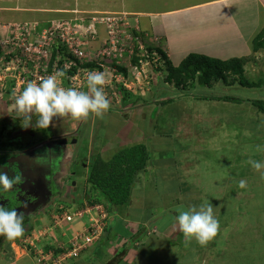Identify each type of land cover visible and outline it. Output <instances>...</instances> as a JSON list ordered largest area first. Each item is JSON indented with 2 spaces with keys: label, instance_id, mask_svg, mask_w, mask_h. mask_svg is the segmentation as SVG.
<instances>
[{
  "label": "rangeland",
  "instance_id": "rangeland-1",
  "mask_svg": "<svg viewBox=\"0 0 264 264\" xmlns=\"http://www.w3.org/2000/svg\"><path fill=\"white\" fill-rule=\"evenodd\" d=\"M25 1V4L28 5L30 1L34 2L37 0ZM58 1L51 0L53 3H57ZM16 3L21 6L20 0H16ZM114 12L123 18L129 16L127 12ZM19 14H23L22 11ZM78 14L77 11H74L70 18H75ZM131 15L135 16L134 14ZM23 16L18 17V21L16 22L8 23H5L0 17V33H2V30L7 29L8 34L14 32L21 35L20 29H24L23 27H25L27 39L31 36V39L34 40L36 38L35 41L38 43L39 36L37 34L35 36L31 30L28 31L29 27L27 26H31L32 23L36 22L33 24V28L42 34L41 31L47 28L45 25L47 22L59 17H66L67 14L65 13L49 21H47L48 19L41 20L37 18V15H31L32 17L26 15L29 18ZM77 22L81 21L77 20ZM134 22L131 20L129 22L130 25H126L128 34L130 33L131 36H133V33L140 34L141 32L140 30L137 31L136 22ZM50 25L53 27L52 24ZM137 25L141 28L140 22ZM39 26H42L41 31L39 30ZM77 28H79L77 30L80 32L83 27L77 26ZM31 33L33 35H30ZM8 34L6 32L7 36ZM105 38L106 36H99V39L89 42H86L82 38V44L87 43L86 45H82V48L88 52V59L91 55L97 53L99 47H102ZM149 44L152 45L151 43ZM250 64L247 67L246 76L251 81H259L260 77L264 79V68L262 70L258 69V67L254 68L253 63L251 62ZM128 69V76L126 78L122 77L125 75L122 71H119L122 73L117 72L118 75H122L119 77L123 81H118L115 77L111 79V74L107 72L109 79L105 86V91L111 100L109 112L113 116L110 119V113H105L102 118L97 117L96 121H94L93 132H97L98 135L109 132L110 135L107 138L111 142L115 143L121 140V142L128 143L131 140L128 136L130 132H137L138 134L146 130V138L144 140L149 143L147 146L149 145L148 147L152 156L151 164L163 158L166 162L167 159L169 160V165L172 167L171 170L177 167L174 179L182 182L183 186L181 184L180 186L181 189H185V192L182 193L184 202L193 204L195 201L193 202L192 197L196 198L198 196V204L196 205L200 206L202 203H212L215 214L216 216L218 215L217 218L220 221V229L216 237L208 242L205 255L199 254L195 259L187 262L202 264L199 263L201 260L197 258L203 257L202 262L205 261L203 264H264V176L247 163L249 159L264 161V151L258 152L256 150L257 145H264L260 144L264 143V115L251 102L247 101L256 98L264 100V82L263 84L261 83L263 85L261 89L248 88L238 83L230 84L221 81L215 83L213 88H201L193 81H189L186 86L177 87L172 82H166L168 74L166 65L162 69H158L155 63L144 61L138 69L135 66H131ZM163 82H166L165 85H163ZM122 84L124 85L120 91L122 95L130 91L131 94H134L131 96L133 100L137 98H142L143 100L139 103L134 102L129 107L122 105L120 102L121 96L118 93ZM7 96V94L2 97L0 96V130L4 128L10 130L11 125H13L12 123L18 120V117H15L14 101L9 100ZM225 96L237 97L239 101L236 100L234 102L220 99ZM169 97L174 98V101L169 104L161 102L163 99ZM33 118L37 119L35 115ZM57 118L59 122H62V126L58 128L63 127L64 129L67 126L68 131L71 129L74 132H76L77 128H80L79 130L82 132H89L91 129L89 124L86 125L87 120L84 119H73L70 115ZM19 120L18 123L21 122ZM104 124L107 126L104 127ZM259 129L261 130L260 132L258 131ZM79 135L81 136V134ZM67 138L68 143L66 144L56 142L48 145L47 150L42 148L45 153L49 154L48 152H50L51 154L47 155L46 167L39 168V172H48L50 170L51 173L53 165L59 167L58 171H53V173L56 178H61L64 181V187L62 188L58 184V181V185H53V181H50V179H30V181H27L29 184L28 192L32 196L27 197L24 194L27 188L24 187L20 190L22 186V182L20 181L16 184V188H14V185L13 190H17V195H15L22 198L25 207L33 202L40 201L39 199L44 201L42 199L45 197H48V200H50L49 196L52 194V189L55 191L60 190L61 193L63 192L64 197L60 196L59 199H68L66 200L67 205H70L69 199L74 204H84L82 194L86 183L84 182L83 173H81V171L84 172V169H81L79 171L80 174L77 173L72 178H69L67 173H72L71 167L72 170L73 167H76V169L82 167L78 156L82 157L87 153L89 138L81 136L83 141L80 142L78 152L77 145L73 142L75 138L73 140L71 137L70 139L69 137ZM138 139L137 141H139ZM9 143H3L1 148L7 149ZM98 143H100L99 138ZM82 148L85 149V152L81 156ZM74 153L76 155L72 159ZM1 157L3 158L0 159V168H2L0 172L13 176L14 171H16L14 170V162L7 160L5 154ZM173 161L176 164H173ZM18 165L23 166L24 172L27 171V162L19 163ZM7 167L13 169L12 172L7 173L5 171ZM62 169L63 172L60 173ZM147 175L145 174L144 177ZM152 175L153 173H149V176H147L149 179L146 182L143 181L146 184L145 189L148 191L147 194L156 193L160 195L162 192L170 194L180 193L176 191L175 181L169 180L167 182L165 180L168 185L161 184L159 183V179L155 178V174ZM73 180L77 181L75 187L73 186ZM241 180L247 182V186L243 189L239 186ZM87 185L91 187V184L88 183ZM194 190L196 191L192 194ZM6 193L2 194L6 195ZM165 198L169 199V196ZM56 199H51L48 205L52 210L41 211L31 221L34 223V226H31V228L35 227L42 231V233L44 231V236L40 239V235H37L38 239H33L34 243H32L31 232H25L26 234H23L18 239L7 240L4 247L2 249L0 247V253L5 252L6 254V257L0 254V264H14V262L16 264H53L51 257L53 256V252L60 254V252H56L55 248H61L58 246H61L62 243L66 246L68 238H71L72 233L75 234L77 231L82 232L84 230L87 223L84 219L81 221L79 218H76L72 223L68 224L57 222V206L54 208V205L58 203ZM156 199H162L161 195ZM81 201L82 203H80ZM175 212L178 214L177 211ZM70 224L73 225L71 226ZM176 226L178 227V222ZM66 234L68 238L65 237ZM48 241L53 246L48 248L49 251H45L43 246L50 244ZM36 243H38L37 247H35ZM31 244L34 246V250L31 249ZM43 256H46L45 263L39 261ZM157 257L162 260V256ZM226 258L231 262H227ZM160 260L154 263L168 264L165 263L166 259H163L162 262ZM66 261L61 260L58 264Z\"/></svg>",
  "mask_w": 264,
  "mask_h": 264
},
{
  "label": "crops",
  "instance_id": "crops-1",
  "mask_svg": "<svg viewBox=\"0 0 264 264\" xmlns=\"http://www.w3.org/2000/svg\"><path fill=\"white\" fill-rule=\"evenodd\" d=\"M31 2L27 5L25 0H20L21 6H19L16 0H0V17L5 23L16 22L18 17L23 15L25 18H29L26 15L30 17L37 15V18L48 19L47 21H49L67 14L69 11L84 13L122 11L127 12L136 24L140 22L141 30L150 35L152 41H157L156 47L165 53L173 65H179L190 53H199L223 60L235 57L246 59L244 62L245 72H247V67L251 65V62L254 68L258 67L261 70L264 68V48L254 51L253 43L264 27V0H59L57 3H53L51 0H37ZM20 11L23 14L20 15ZM254 82H258V80ZM262 86L254 88L261 89ZM106 113L110 112L107 111ZM109 115L112 119L113 114L110 113ZM96 118L95 115L84 118L87 120L86 125L89 124L91 127L89 132H82L79 130L80 128H77L76 132L71 129L68 131L67 126L64 129L63 127L58 128L62 126V122H59L57 117L53 119L49 128H38V132L43 137L38 146L46 150L48 145L56 142L68 143L67 137L69 139L71 137L72 140L75 138L73 142L77 145L78 152L83 138L85 136L89 138L87 153L82 156L85 152V149L82 148L80 153L82 157L78 156L82 167L78 169L73 167V170L71 167L72 173H67V176L72 178L77 173L80 174L81 169H84V172L81 171V173H83L86 183L82 194V201L85 204L93 196L100 195V190H93L92 183L89 181L97 158H101L104 162H110L123 150L141 143L149 144L144 140L146 130L138 134L137 132H130L128 136L131 140L128 143L121 142V140L115 143L111 142L107 138L110 135L109 132L99 135L97 132H93ZM105 126L107 125L104 124ZM27 127L29 128L28 131L23 133H29L35 129L34 126L30 127L29 125ZM258 134L260 135V133ZM98 138L100 143H98ZM151 158L148 161L147 169L141 171L135 180L130 201L109 209L105 206L108 218L105 234L100 241L89 245L78 257L69 258L61 264H109L115 257L119 256L121 260L117 264H155V261L160 260L157 256H162L160 261L166 259L165 263L168 264H188L187 261L195 259L198 257L197 255H205L208 245L200 246L196 241L187 242L179 224L178 227L176 226L177 215L174 210L181 208L182 204L186 205L182 196L185 189H181L180 186L182 182L174 179L177 167L171 170L172 167L169 162L164 161L163 158L151 164ZM58 169L59 167L53 165L51 172L58 171ZM62 172L63 169L60 173ZM149 173L155 174V178H158L161 184L168 185L169 180L175 181V187H177L175 190L180 193L162 192L160 195L163 200L156 199L160 197L159 194H147L146 184L143 181L146 182L149 179L147 177ZM145 174L148 175L144 177ZM87 182L91 184V187L87 185ZM75 184H77L76 180L73 185ZM166 196H169V199H166ZM193 243L196 245L194 246ZM0 254L6 257L5 252ZM197 259L201 260L199 263H205V261L202 262L203 257ZM102 260H105L103 261L105 263Z\"/></svg>",
  "mask_w": 264,
  "mask_h": 264
},
{
  "label": "built area",
  "instance_id": "built-area-1",
  "mask_svg": "<svg viewBox=\"0 0 264 264\" xmlns=\"http://www.w3.org/2000/svg\"><path fill=\"white\" fill-rule=\"evenodd\" d=\"M77 20L81 22H77ZM130 21L129 16L123 18L116 12H94L88 16H78L74 20L56 22L52 25L53 27L41 31L42 34L33 28V25L27 26L29 27L28 31L31 30L35 36L36 34L39 36H37L38 43L41 45L36 43V38L31 39L30 35L33 33L27 39L25 27L20 26L24 28L20 29L21 35L10 32L8 38L3 41L8 50L5 52V56H0V95L9 94L11 97L14 93L19 95L29 82H39L41 78H46L65 69V66H67V75L59 80L62 87H78L85 90L87 88L85 74L93 70H106L111 74V79L115 77L118 81H123L119 77L122 75L117 73L119 72L118 67L114 64L127 68L135 66L138 69V66L133 64L134 55L140 56V63L147 61L144 57L150 56L143 34L141 32L140 34L133 33V36L128 34L126 25H130ZM137 24V31H141ZM77 26L83 27L80 32L77 30L79 29ZM104 34L106 36L104 44L98 48L95 55H91L92 57L90 56L88 59V52L82 48V45L87 43L82 44V38L89 42L99 39V36L105 37ZM65 53L72 54L75 58H70ZM11 54H13L12 57H10ZM153 60L157 64L160 62L156 53L153 54ZM86 62H94L96 65L85 66ZM122 77L126 78V75ZM86 215L89 216L84 230L72 234L66 244V250L57 258L51 256L53 264L67 260L68 257L79 256L87 246L95 244L102 238L108 215L100 204L83 210L66 209L57 216V222H72L77 216ZM39 234L41 238L44 231ZM33 239L37 240V235L32 238V243H34ZM36 244L35 247H37ZM61 247H65L64 243L61 244ZM45 257L43 256L39 261L45 263Z\"/></svg>",
  "mask_w": 264,
  "mask_h": 264
},
{
  "label": "clouds",
  "instance_id": "clouds-1",
  "mask_svg": "<svg viewBox=\"0 0 264 264\" xmlns=\"http://www.w3.org/2000/svg\"><path fill=\"white\" fill-rule=\"evenodd\" d=\"M77 12L79 14L76 15V17L82 15L88 16L94 12L103 11H93L89 13L81 11ZM73 13L74 11L67 12L66 17H59L57 19L50 20L45 24L47 26L46 29L51 27L50 24L53 25L56 22L74 20L76 17L70 18ZM35 23L36 22L32 23V25ZM41 29L42 26H39L40 31ZM6 30L7 29L2 30V33H0V44L2 47V53L0 56H5V52L8 50L6 45L3 43V41L8 38L6 35V32L8 34V31ZM141 33L146 38L147 48L150 46L155 49L148 58L144 57V59L147 60V62L155 63L153 60V54L156 53L160 62L158 64L155 63V65L158 69H162L165 65V61L163 56L156 50V48H158L156 47V44H158L157 41H152L150 35L145 34L142 30ZM66 69L67 66H65V69H62L55 74L49 75L46 78H41L39 82H29L19 95L14 93L13 97H11L7 94L8 99L14 101L13 107L16 113L15 117H20L22 120L26 121L24 124L25 127L32 123L34 115L37 117V119H35V126L40 129H47L56 117H66L70 115L73 119L79 120L87 118L90 115H95L96 117L102 118L104 114L110 110L111 100L105 91V86L109 79V74L106 70H93L87 72L85 74L87 90L85 89V91L78 87H62L60 85V78L67 75ZM256 150L258 152L264 151V145H257ZM247 163L264 176V161L249 159ZM27 167L30 168L31 166L27 165ZM31 169L34 170L33 167H31ZM20 180L21 177L18 175L15 178H9L6 173L0 172V192H13L14 185L19 183ZM73 186L75 187L76 185ZM239 186L243 189L247 186V182L245 180H241L239 182ZM69 203L70 205H68V207H63L65 201L61 200L59 203L54 205V208L55 206L58 208L59 205L63 208L62 211L56 210L58 212L57 216L62 214L63 211H66V209L83 210L95 204H100L103 208H105V205L99 202L91 204L88 201L87 204L84 203L81 205V201L79 203L80 205H78L74 204L73 201L70 200ZM49 209L52 210L50 207ZM105 211L107 212V210ZM177 212L178 215L176 216V221L178 222L179 228L183 232L187 242L190 243L192 240H195L200 246H206L209 241L216 237L220 229V221L215 214L212 203H202L199 207L192 205L187 208H178ZM88 216L89 215L83 217L77 216L76 218H79L81 221L84 219L86 220L85 222H88ZM68 223L71 222H67V224ZM24 230L25 226L23 213L18 214L15 208L9 209L8 207L6 208L4 206H0V236H4L8 240H14L20 238L24 234ZM40 232V230L34 227L31 232L32 238L36 235H40ZM43 236L44 235H42V237ZM36 245H38V243Z\"/></svg>",
  "mask_w": 264,
  "mask_h": 264
},
{
  "label": "trees",
  "instance_id": "trees-1",
  "mask_svg": "<svg viewBox=\"0 0 264 264\" xmlns=\"http://www.w3.org/2000/svg\"><path fill=\"white\" fill-rule=\"evenodd\" d=\"M253 43H254V51H258L259 49L264 48V27L256 36ZM58 45L61 46L63 44H58ZM148 50L149 53L151 54L152 51L155 49L149 46ZM156 50L163 56L165 61L164 64L166 63L165 65L168 70L166 82L167 83L172 82L177 87L186 86L188 85L189 81H193L201 88H205V87L213 88L215 83L221 81L223 83H230V84L238 83L243 87L254 88V87H261L264 82V79H261L258 82H254L251 81L246 76L245 67H244L245 59L243 58L235 57L228 60H223L220 58L207 56L204 54L190 53L186 58H184L181 61V63L178 66H174L161 49L156 48ZM1 53H2V47L0 44V55ZM12 56L13 54L10 55V57ZM68 56L70 58H75L74 55L72 54H68ZM139 60L140 57L134 55L133 62L138 67L141 66ZM84 65L94 66L96 64L94 62H86ZM114 65L118 67L119 71H122L126 76H128L129 69L127 67L116 64ZM166 82H163V85H165ZM123 86L124 85L122 84L118 92L119 95L121 96L120 102L122 105H126L127 107H129L134 102L139 103L140 101L143 100L142 98H137L136 100H133L131 96L134 94H131L130 91H128L125 95H122L120 91L123 89L122 88ZM220 99L226 101L227 100L234 101V102L236 100L239 101V98L234 96H225ZM173 101L174 98L169 97L167 99H163L161 102L163 104H169ZM247 101L251 102V104L255 106L258 109V111L264 115L263 99H249ZM151 157L152 156L149 147L146 144L141 143L132 148L123 150L122 152L117 154L110 162H104L101 158H97L96 165L90 174L89 181L92 183L93 190L94 189L100 190L99 193L100 195L93 196L89 200V203L94 204L99 202L104 204L109 209L111 207H114L115 205L125 204L129 202L131 199L132 189L135 186V180L141 171L147 169L148 161ZM167 162H169L168 159ZM196 190H194L192 194ZM196 194L198 195V193ZM192 198H193V202L195 201L192 205L199 207L198 205H196L198 204V196L196 198L194 197ZM62 200H65V204L63 207L65 206L68 207V205L66 204L67 202L66 200L68 199H62ZM192 205L187 203L186 205L182 204L181 208H187ZM62 209L63 208L61 207V205H59V207L57 208L58 211H62ZM177 209L175 211H177ZM176 215L178 214L176 213ZM24 226H25L24 234L32 232L33 228L27 226V224H24ZM7 240L8 239H6V241ZM194 241L195 240H192V242ZM193 244L194 246L196 245L195 243ZM51 246L53 245H51L50 243L44 245L43 247L45 248V251H49L48 248ZM31 249L32 250L35 249L33 245ZM55 250L56 252H60L61 254L63 251L66 250V246L61 248H55ZM58 254L53 252L52 257L54 258ZM120 260H121L120 256L115 257V259L109 262V264H117V262ZM225 260H227V262L230 261L227 258Z\"/></svg>",
  "mask_w": 264,
  "mask_h": 264
},
{
  "label": "flooded vegetation",
  "instance_id": "flooded-vegetation-1",
  "mask_svg": "<svg viewBox=\"0 0 264 264\" xmlns=\"http://www.w3.org/2000/svg\"><path fill=\"white\" fill-rule=\"evenodd\" d=\"M18 120L21 122L18 123ZM18 120L12 123L13 125H11L10 130H7L5 128L0 130V159H2L3 157L1 156L5 154V157H7V160L14 162V170H16L14 171L15 172L14 175L9 176V178H15L17 175L21 177L20 181L22 182V186L20 190L26 187L27 189L25 190L24 194L27 197L32 196V194L28 192L29 184L27 183V181H30V179H39V178L43 180L50 179V181L51 180L53 181L52 182L53 185L59 184L63 188L64 181H61L62 180L61 178H56L54 176V173L52 172L50 173V170L48 172H43V171L39 172V168L46 167L45 163H46L48 154L42 150L41 146H38L39 143L42 142L43 137L40 132H37L38 128H36L35 126V119L33 118V121L30 124V127L34 126L35 129L31 130V132L29 133H23V132L28 131L29 129L28 127L24 126L26 121L22 120L20 117L18 118ZM10 141L11 143H9ZM5 142L9 143L7 145L8 147L7 149H2L1 145ZM25 162H27V165L33 167L34 170H32L30 167L27 169L26 172H24L22 169L23 166H20L18 164L25 163ZM16 165L18 166V168ZM37 167L38 169L36 170ZM12 170L13 169H11L10 167L9 168L7 167L5 171L7 173H10L12 172ZM0 171H2V168H0ZM57 181H58V184H57ZM14 188H16V184ZM59 191H55L52 189V192H51L52 194L51 196H49L50 200H48V197H45L44 199H42L44 201H41V199H39L40 201L33 202L32 204L27 205V207H25L22 198L16 196L17 190H13V192L6 193V195H3L0 192V206H4L6 208L8 207L9 209L15 208L18 214L23 213L24 224H27V226L31 227L34 225V223H32L31 221H33L36 218V216L39 215L41 211L45 212L49 209L48 205L51 202V199L58 198L56 199L58 203L62 200V199H59V197L60 196L64 197L63 192L61 193V191L60 192ZM41 205L42 206L45 205V206L42 207ZM30 223H32V225H30ZM5 241H6V238L3 236L0 241L1 249L4 247Z\"/></svg>",
  "mask_w": 264,
  "mask_h": 264
},
{
  "label": "water",
  "instance_id": "water-1",
  "mask_svg": "<svg viewBox=\"0 0 264 264\" xmlns=\"http://www.w3.org/2000/svg\"><path fill=\"white\" fill-rule=\"evenodd\" d=\"M3 236H0V241H1V238H2Z\"/></svg>",
  "mask_w": 264,
  "mask_h": 264
}]
</instances>
